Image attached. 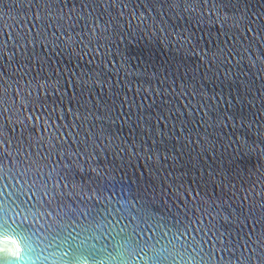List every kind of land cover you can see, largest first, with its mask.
Wrapping results in <instances>:
<instances>
[{
  "label": "water",
  "instance_id": "1",
  "mask_svg": "<svg viewBox=\"0 0 264 264\" xmlns=\"http://www.w3.org/2000/svg\"><path fill=\"white\" fill-rule=\"evenodd\" d=\"M0 264H264V0H0Z\"/></svg>",
  "mask_w": 264,
  "mask_h": 264
}]
</instances>
